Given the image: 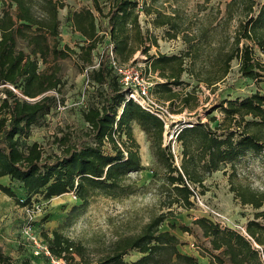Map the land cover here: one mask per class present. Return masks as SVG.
Masks as SVG:
<instances>
[{
	"label": "trees",
	"instance_id": "obj_1",
	"mask_svg": "<svg viewBox=\"0 0 264 264\" xmlns=\"http://www.w3.org/2000/svg\"><path fill=\"white\" fill-rule=\"evenodd\" d=\"M188 1L109 0L105 11L99 0H91L92 8L74 11L69 18L71 30L82 38L77 53L68 46L58 48V13L66 6L62 0H0V179L19 183L26 199L19 201L2 183L0 192L21 206L31 204L35 196L49 200L72 192L81 202L76 207L79 212L98 197L123 200L141 194L145 185L138 186L136 176L146 168L135 128L144 133L162 175L156 190L160 211L166 212L94 254L63 233L62 227L44 232L50 257L61 264H198L197 256L180 252L175 224H169L170 230L160 227L175 215L173 208L193 209L194 192L197 188L203 192L205 181L220 171L227 175L234 199L254 211L253 218L246 222L245 234L206 217L195 218L192 226L200 229L207 243L196 245L198 255L208 264H264V191L254 189L241 169L247 156L264 157V93L225 99L213 106L210 112L221 114L215 127L209 124L216 121L214 117L208 123L199 120L182 127L176 137V158L171 146L164 144L163 122L133 100L126 101L127 90L110 63V52L121 67L133 63L136 54L144 55V73L158 79L151 94L174 114L196 110L201 88L214 92L234 60L242 78L261 81L264 62L256 53L264 55V0H225L223 8L203 0L190 11ZM141 14L149 18L152 29H163L162 40L180 38L184 50L151 55L158 39L142 30ZM19 41L27 50L18 47ZM98 46H103L99 66L87 72V81L92 90L101 89V101L100 106L83 111L87 127L56 137L58 153H45L37 142L28 145L25 140L32 127L41 125L59 104L48 94L60 86L59 68L39 71V60L47 64L49 58L57 61L76 55L88 66ZM184 75L195 85L184 83ZM157 175L152 172L149 184ZM178 229L194 234L188 225L180 224ZM131 253L138 258L127 261ZM0 264H15L1 247Z\"/></svg>",
	"mask_w": 264,
	"mask_h": 264
},
{
	"label": "rangeland",
	"instance_id": "obj_2",
	"mask_svg": "<svg viewBox=\"0 0 264 264\" xmlns=\"http://www.w3.org/2000/svg\"><path fill=\"white\" fill-rule=\"evenodd\" d=\"M65 7L59 11L60 35L58 48L62 49L68 46L79 53L78 46L82 38L71 30L69 18L74 11L82 8H92L91 0H62ZM203 0H189L188 10H193L196 3ZM101 5L107 9L109 0H99ZM225 0H210V6L220 4L224 7ZM139 21L143 31H148L158 39V47H152L151 55L164 53L167 55L180 54L184 50V45L180 38L176 40H162L163 29H152L149 24V18L143 14ZM18 47L25 49V45L19 41ZM103 46H98L92 53V63L88 66L78 59L76 55H71L67 59L53 61L49 58L47 64L39 60V71L54 67L59 68L57 76L60 80V86L57 91H50L59 101L58 107L45 117L44 122L39 126H33L30 137L25 140L28 145L37 142L42 145L45 153H58V147L55 144V138L62 135L63 132L85 129L87 125L82 118L83 111L90 105L100 106L101 89L92 90L87 82V72L97 69L100 62ZM258 58L264 62V55L256 53ZM134 62L129 66L135 67L144 73L145 56L138 53L134 57ZM150 82H156L158 79L154 76H148ZM184 83L195 82L186 75L182 78ZM183 87V86H182ZM182 87H179L180 90ZM191 87L188 88V90ZM254 92L264 93V78L255 82L250 79L242 78L238 72V62L234 60L231 63V69L226 79L210 92L204 87L198 92L199 106L196 110L181 114H174L169 119L167 138L170 131L176 124H195L199 120L209 122L210 117L216 119L209 123L215 127L221 120V114L217 111L210 112L211 108L225 99H243ZM18 93V92H15ZM19 94V93H18ZM2 88H0V98H2ZM136 139L141 143V159L147 164L148 170L157 172L156 180L149 184L144 174H138L137 185L144 186L145 190L141 194L131 196L123 200H112L98 197L84 211H77L81 202L70 192L49 200L42 199L41 196H35L31 199V204L21 206L14 198H9L0 192V247L3 252L12 257L15 264H21L28 261L29 264H61L60 261L50 257L46 253V244L43 241L42 234L58 227L71 239L80 241L93 251L101 249L103 246L111 243L120 235L133 234L140 231L141 227L149 219L160 212H166V209L160 211L159 195L156 187L161 183V173H159L154 162L151 161L149 151L146 149L145 141L140 133L135 131ZM139 137V138H138ZM109 150L108 147H106ZM172 149V147H171ZM179 147L174 146L176 155H179ZM173 150V149H172ZM144 164V165H145ZM241 169L254 189L264 191V157L247 156ZM229 173V167L226 168ZM0 183L10 187L16 199L24 202L26 194L21 185L11 181L9 178L0 179ZM204 190L197 188V193L204 206L195 205L189 211L173 208L174 216L168 218L160 230H170L169 224H175L173 233L180 239L182 244L179 250L183 254L195 255L200 257L196 245L201 243L207 245L201 236V231L197 226H192L195 218L206 217L223 227L240 230L244 228L246 222L253 218L254 211L249 206H241L234 199V194L229 190L227 175L223 172H216L204 183ZM220 215L214 218L212 212ZM264 211V205L261 208ZM180 224L188 225L193 228V235L182 233L178 226ZM138 258L136 253H131L126 257L127 261ZM198 264H202L198 258Z\"/></svg>",
	"mask_w": 264,
	"mask_h": 264
},
{
	"label": "built area",
	"instance_id": "obj_3",
	"mask_svg": "<svg viewBox=\"0 0 264 264\" xmlns=\"http://www.w3.org/2000/svg\"><path fill=\"white\" fill-rule=\"evenodd\" d=\"M110 55V63L112 67H114L117 75L120 77V82L123 88L127 90L126 101L133 100L138 105H140L145 111L156 116L163 122L165 129L164 144L170 145L173 149H171L172 152L175 154L174 146L177 145L176 137L178 132L181 130L182 127L190 125L186 123L174 125V128L170 131V135L167 138V130L169 129L168 122L169 119L173 117V115L171 114L167 103L161 104L151 94V88L153 86V83L149 81L148 76L150 75L142 74V71L129 65L124 67L118 66L115 60L113 59L112 52H110ZM192 201L195 205L198 204L200 206H204L197 191L194 192V195L192 196ZM211 212L215 219L220 217L218 213L214 211ZM239 231L245 234L244 228H241ZM45 251L46 253H48L47 248L45 249Z\"/></svg>",
	"mask_w": 264,
	"mask_h": 264
},
{
	"label": "crops",
	"instance_id": "obj_4",
	"mask_svg": "<svg viewBox=\"0 0 264 264\" xmlns=\"http://www.w3.org/2000/svg\"><path fill=\"white\" fill-rule=\"evenodd\" d=\"M135 131H138L139 133H140V135L139 136H141V138L142 139H144V141H145V147H146V149L148 150V143H147V141H146V138H145V135H144V133H142V132H140V130L138 129V128H135L134 129V132ZM139 138V137H138ZM137 141H138V143L140 144V151H141V143L139 142V139H137ZM179 150V149H178ZM149 151V150H148ZM141 154V153H140ZM150 154V153H149ZM151 161H152V157H151V159H150ZM145 163H143V161H142V165L146 168L145 170H143V171H141L140 172V174L142 173V174H144V176H145V178L148 180V181H150L151 180V178H152V172H150L149 170H148V168H147V164H145ZM3 179V178H2ZM199 258V260H201V262H202V264H208V259L207 258H203V257H198Z\"/></svg>",
	"mask_w": 264,
	"mask_h": 264
}]
</instances>
